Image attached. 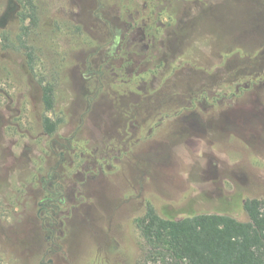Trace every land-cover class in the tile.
Masks as SVG:
<instances>
[{"label":"rangeland","instance_id":"obj_1","mask_svg":"<svg viewBox=\"0 0 264 264\" xmlns=\"http://www.w3.org/2000/svg\"><path fill=\"white\" fill-rule=\"evenodd\" d=\"M252 199L264 0H0V264H178L150 205L248 222Z\"/></svg>","mask_w":264,"mask_h":264},{"label":"trees","instance_id":"obj_2","mask_svg":"<svg viewBox=\"0 0 264 264\" xmlns=\"http://www.w3.org/2000/svg\"><path fill=\"white\" fill-rule=\"evenodd\" d=\"M25 7L33 23L38 13L32 1ZM47 111L55 104V88L43 89ZM45 130L53 134L56 124L46 118ZM244 209L248 222L223 214H196L181 219L164 218L149 206L139 223L147 244L155 250H166L178 264H264V201L247 200ZM162 252V251H160Z\"/></svg>","mask_w":264,"mask_h":264},{"label":"flooded vegetation","instance_id":"obj_3","mask_svg":"<svg viewBox=\"0 0 264 264\" xmlns=\"http://www.w3.org/2000/svg\"><path fill=\"white\" fill-rule=\"evenodd\" d=\"M116 34L119 36V35H120L119 31H116ZM116 46H117V43L115 44L114 47H116ZM40 206H41V208H40V215H41V214H43V211H44V213H45L47 210H46V207L43 206L42 203L40 204ZM48 262H49V264H51V263H52V260H49ZM42 263H43V262H42Z\"/></svg>","mask_w":264,"mask_h":264}]
</instances>
